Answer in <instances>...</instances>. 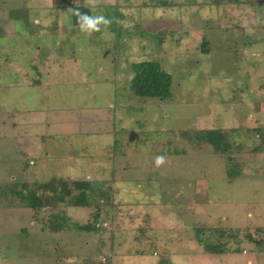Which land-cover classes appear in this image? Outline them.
I'll list each match as a JSON object with an SVG mask.
<instances>
[{
    "label": "rangeland",
    "instance_id": "rangeland-1",
    "mask_svg": "<svg viewBox=\"0 0 264 264\" xmlns=\"http://www.w3.org/2000/svg\"><path fill=\"white\" fill-rule=\"evenodd\" d=\"M117 1L134 7L128 16L121 15L124 25L120 21L116 29L101 25L91 35L73 25L64 28L62 46L56 51L68 57L81 55L88 74L83 83L73 80L77 82L55 86L47 96L46 104L60 108L47 112L50 127H24L33 138L24 134L21 143L0 138V264H213L214 259L203 254L194 240V229L212 226L213 232L203 236L211 235L212 243L223 245L231 234L224 228L232 226L223 216L232 215L233 226L240 227L252 224L246 218L248 212L264 210V180L227 179V158L197 143L201 132L219 130L230 145L227 156L245 147L241 145L243 128L252 125L245 106L264 107V11L254 6L246 12L235 6L241 0ZM83 2L75 6H85ZM97 4L110 7L114 0ZM100 8L95 15L112 18L113 9ZM5 41L1 39L0 44ZM6 43L0 67L4 59H21V47ZM151 61L171 76L170 100L131 94V65ZM109 76L108 82L101 83ZM8 79H0V84ZM10 82L18 84L20 91L23 88L19 78ZM20 94L19 100L31 95ZM6 96L3 103L12 104ZM8 116L0 117L6 121ZM92 116L103 119L101 127L110 138L88 135L94 126L78 122ZM55 118L71 123L62 128ZM1 123L0 130L7 134ZM35 135L45 143L35 141ZM48 136L53 138L47 140ZM37 143L42 146L38 155L35 151L25 157L20 148L31 151ZM68 148L75 150L70 158ZM112 150L114 159H93V154L111 155ZM120 151L126 157L118 159ZM157 156L165 160L159 167ZM232 159L240 164L237 157ZM103 165L113 166L117 173H99ZM55 177H113V194L121 206L97 209L92 200L95 194L87 192L88 207H66L45 183ZM22 187L23 195L30 198L18 194ZM71 192L67 201L78 194ZM34 199L40 203L37 209L32 207ZM50 216L60 218L63 231L49 230ZM148 216L150 232L140 241L138 229L147 227ZM86 226H95L99 233L81 229Z\"/></svg>",
    "mask_w": 264,
    "mask_h": 264
},
{
    "label": "crops",
    "instance_id": "crops-1",
    "mask_svg": "<svg viewBox=\"0 0 264 264\" xmlns=\"http://www.w3.org/2000/svg\"><path fill=\"white\" fill-rule=\"evenodd\" d=\"M79 1L80 0H0V41L1 39L6 40L5 43H3L2 45L0 44V47H2V50L0 52L2 53L4 49H7L4 48L7 47L5 46L7 44V41L10 42V44H12L14 48L20 46L22 51L20 57L21 59L18 60V62H12L11 60L4 59L2 63L4 64V66L0 67V79L4 78L5 80L6 78H9V81L0 84V116L2 115V117H4V115H9V118H7L8 120L6 121H4L2 117H0V120L2 122L1 124L4 125V128H7L8 130L7 134H5L3 130H0V138L2 140L8 139V137H10L11 139L15 140V142L21 143L23 141L24 134H29L30 136L26 135L27 138L32 139L33 137L31 136V134L28 131L25 132V130H27V128L29 127L31 128V126H34L35 128V126L37 125H46L47 116H49L47 115V112L58 111L60 109L58 107L46 104V98L54 89V87L58 85H69L70 83L77 82L73 80H78L83 83L81 80H83V78L87 76L88 70L84 71L82 68L84 62L81 58V55L78 57L70 55L68 57L61 53V51L60 53L56 51V48L62 46V41L65 37L64 28H70L71 25L79 27V25H75L73 21V8L79 7L75 6V3L77 4ZM241 1L236 2L235 6L240 7V9L246 12H249V9H252V7L254 6L259 9V12L264 11V0H255V5L253 4V2H250L254 0ZM101 2L104 3L103 1ZM82 7L89 9V15H95V13L97 14L96 8L101 7L102 9H113L114 12L112 13V10L110 12V14L112 15V18L110 19L111 24L108 25L110 28L112 26L115 28V25L118 24L117 21H120L119 24L124 25L121 22L122 19L120 17L124 16L125 14L128 16L130 14V11H132L134 8L128 7L130 8L128 9L125 4L121 5L118 3L117 0H114V4H112V6L110 7L96 6L94 8H90L83 5ZM101 8L100 10H102ZM125 11L128 13H126ZM52 15L62 16L60 19H55V16L51 17ZM129 19V17L125 18V21H128ZM127 24L121 27L124 29L128 26ZM44 48H46V50ZM40 54H42V57L39 56ZM41 76L47 78L48 82L43 83ZM14 78H19V80L21 81V85H23V88L27 87L29 90L24 91L22 88L20 91L18 84L10 82V80ZM66 78H68V81L65 82ZM108 78L112 77L109 76L107 78L102 79L101 83L108 82ZM29 91H32V94ZM20 93L24 95H31H29L26 100H22V98L19 100L21 95ZM3 94H7L5 99L9 98L12 101V104L6 105L3 103ZM245 109L248 112L246 115V119L249 121L251 120L252 122V125L250 124L249 127L245 126L243 128L245 130H243L244 135L242 138L241 145L245 147L243 149H240V151L237 152V154L235 155L230 154L227 156L225 154L223 156H225L227 158V161L230 162V164H226V170L227 167H230V169L234 168L236 169V172L239 173L237 179L240 177H244L246 182H251L254 179L258 182L260 181V179L264 180V107L260 110H253L249 108V106H245ZM55 119L57 122L58 119ZM107 119L109 120L110 117H107ZM56 122L54 123V125L57 128ZM58 122L60 123L58 126L62 128H64L66 124L71 123L67 121ZM78 122L85 124L87 122H90L92 126H94V128L88 135H94L93 137L95 138H100V136L103 134H109L106 129L104 130L103 127H101L103 119L99 117L92 116L85 119H81L80 121L78 120ZM47 127H50V124H47ZM125 131L127 132V130ZM77 133L81 134L84 132L77 131ZM250 134H253L254 136L250 137ZM109 136L110 135H108V137ZM50 137L53 138V136H48L47 140L50 139ZM34 139L42 145L45 143L44 139H39L38 135H35ZM39 143H37L35 148H33L31 151L29 149L27 150L26 146L24 149H20L21 151H24L25 157H27L28 155H33L35 151L37 153L36 155H38V153L40 152L39 149L40 147H42ZM112 143L113 140L111 144ZM251 145L255 146L251 148V150H249L248 148ZM68 149L69 157L67 158H70V155L73 154L75 150L73 148ZM14 152L17 151L14 150ZM12 155H18V157H20V153H14ZM93 155V159H96V161H98L100 160V158H106L107 160L110 158L114 159L115 157H113V155H116V153H114V151L112 150L111 155ZM233 156L238 158L240 168H235L237 164L236 160L232 159ZM75 157L77 156L75 155ZM116 157L118 159L126 157V152L120 151L119 155ZM104 165L99 170V173L103 174L106 172L112 176L117 173L116 169L113 166ZM121 167L127 168V166H124V164H121ZM126 170L127 169H125V171ZM60 181L88 182L92 186H95L96 188H100V190L105 191L104 199H102L98 194H95L94 199H92L95 201L93 203L95 204L97 209L104 207L107 204H109L111 207L116 206L117 208H120L121 206L118 202H116V199L113 194V183L115 182V179H113V177H111L109 180L103 178L101 180H64L62 178L56 177L49 180V182H55L57 186L58 182ZM49 182L47 181L45 183ZM79 192L80 191H78V194ZM89 193L93 194L92 192H88V194ZM85 195L88 199V195ZM98 198H100V200H98ZM212 202L213 200L211 199L208 203L210 204ZM88 206L89 205L85 207ZM70 207L72 208V206ZM258 209H255L254 212L247 213V220H252V224L250 225H248V223L246 222L242 223L240 227L233 226L235 224L232 222L233 216H223L222 218L224 222H227L228 225L229 223L232 224V226H228L226 228L223 227L226 232L231 233L229 234V236H225V241L223 244L224 253L220 256L206 254L203 251V247L199 244L202 248V253L212 257L214 259L212 260L213 264H264V210H262L263 208H261V211ZM114 211L116 212L117 210L114 209ZM96 212L98 215V219H95L93 221L97 223L99 221L98 210ZM118 214L119 213H115L114 216H117ZM255 215L258 216V219L256 221L254 220ZM50 217H52L51 219H53L57 216ZM149 224H146L145 226L147 227L144 228L147 233L150 232ZM86 227H81V229L86 230ZM201 227L206 230L214 229L212 228V226ZM109 232L112 233L114 231ZM232 233L235 234L232 235ZM135 239L137 238L135 237ZM143 240H145L144 237L140 238V241ZM109 261L110 260L107 258L108 263ZM166 264H168L167 261Z\"/></svg>",
    "mask_w": 264,
    "mask_h": 264
},
{
    "label": "trees",
    "instance_id": "trees-1",
    "mask_svg": "<svg viewBox=\"0 0 264 264\" xmlns=\"http://www.w3.org/2000/svg\"><path fill=\"white\" fill-rule=\"evenodd\" d=\"M79 11L81 13H88V8L76 7L73 8V21L75 25L77 23L76 12ZM205 44V42H204ZM206 45V44H205ZM131 84L130 91L136 97H140L143 99H160V100H170L171 95V84L172 79L171 76L165 72L160 64L155 61L151 62H142L131 65ZM197 143H203L210 146L213 149L215 154L225 155L228 154V150L230 145L227 144V136L225 133L219 130H211L207 132H201L197 137ZM235 166V165H234ZM240 168V165H236L235 168ZM240 170V169H239ZM227 179L234 180L239 176V173L236 172V169H230L227 167ZM238 171V170H237ZM240 172V171H239ZM51 191L56 194V199L60 202H64L66 207H85L88 205L86 193L92 192L93 194H98L102 199L105 198V191L100 190V188H96L92 186L88 182H69V181H60L58 182V188L52 186L53 182L48 183ZM43 185V184H42ZM72 190L80 191L77 196L74 197V200L67 201V199L71 196ZM22 189L19 191L21 197L30 198V195H23ZM58 192V193H57ZM107 199V198H106ZM35 203L32 207L37 209L39 206V201L34 199ZM98 219L97 213L94 214V220ZM59 217H54L50 223L49 230L53 233L61 232L64 230L63 223H60ZM62 221V219H61ZM146 224H149V216L145 218ZM90 230L95 234L98 233V229L95 226H87L86 230ZM206 232H213V230H206L202 227H196L194 229V240L203 247V251L206 254L210 255H222L224 253L223 245H216L210 241V236H203ZM146 230L144 228L138 229L139 236L143 237L146 235ZM222 234L219 235L221 237ZM219 239V238H218Z\"/></svg>",
    "mask_w": 264,
    "mask_h": 264
},
{
    "label": "clouds",
    "instance_id": "clouds-1",
    "mask_svg": "<svg viewBox=\"0 0 264 264\" xmlns=\"http://www.w3.org/2000/svg\"><path fill=\"white\" fill-rule=\"evenodd\" d=\"M98 0H84L85 6L94 8L97 5ZM77 23L79 29L82 32H85L91 35L93 32L100 31V26H108L111 24V20L104 15H89L88 13H81L77 11ZM165 162L163 156H157L155 158V164L157 167L162 165Z\"/></svg>",
    "mask_w": 264,
    "mask_h": 264
}]
</instances>
